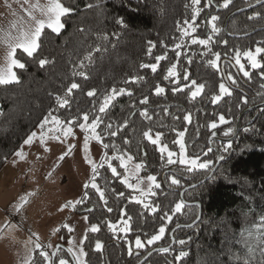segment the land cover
Returning a JSON list of instances; mask_svg holds the SVG:
<instances>
[{
	"label": "trees",
	"instance_id": "obj_1",
	"mask_svg": "<svg viewBox=\"0 0 264 264\" xmlns=\"http://www.w3.org/2000/svg\"><path fill=\"white\" fill-rule=\"evenodd\" d=\"M256 1L232 0L224 8L223 0H200L198 5L192 0H60L70 11L61 17L64 27L59 33L45 28L32 57L21 55L17 49L16 58L25 67L15 68L17 82L0 85V170L50 113L65 121L87 112L91 120L113 88L133 93L131 97H116L102 114L104 123L98 130H104L103 143L110 145L109 158L118 149L121 155H131L137 164H145L139 175L157 177L160 187H153L155 194L149 195V204L157 211L153 213L130 199L133 190L120 183L124 169L118 160L112 164L119 177H113L106 165L99 168L95 182L105 193L107 204L88 186L81 196L82 199L87 193V198L76 207L77 213L86 214L88 221L99 228L97 232H86L82 245L86 264H136L155 247L169 251H153L140 264H264V105L242 114L233 139H220L232 136L244 109L264 102V53L256 54L261 67L255 69L243 57L245 52L264 47V2L232 15L227 31L223 29L229 13ZM256 12L261 15L249 19ZM212 16L218 18L214 23L219 31L215 34ZM189 25L196 30L193 32ZM183 28H188V35H183ZM209 35L211 53L202 45L191 44L192 38ZM176 44L183 47L176 49ZM177 51L181 53L179 57ZM89 52L91 61L84 59ZM215 53L221 57L218 70L208 64ZM237 53L249 77L237 68ZM40 59L48 63L41 67ZM81 61L86 65L82 70L87 78L79 75ZM152 64L157 66L155 73L150 67H142ZM173 65L177 77L165 80ZM185 74L188 80H184ZM229 74L235 83L228 81ZM136 77L143 79L134 80ZM177 80L182 90L177 89ZM192 80L204 85L194 98L191 91L195 88L190 91ZM73 82L79 87L68 96L69 106L61 108L56 97H64ZM220 83H225L230 95L219 92ZM157 85L165 89L163 94H155ZM93 90L95 95L89 97L87 93ZM216 95L221 98L213 102ZM143 97L148 98L146 105L139 103ZM144 108L151 119L140 115ZM125 120L127 127H123ZM109 123L110 131L119 128L114 137L105 127ZM213 123L217 125L214 129ZM145 131L153 139L161 134V145L174 153L179 152L176 141L178 133L183 132L186 155L208 167L180 165L178 160L173 165L162 162L157 146L143 136ZM211 136L214 138L210 143ZM216 150L220 161L210 177L185 188L210 173L217 161ZM103 151L105 154L104 148ZM172 179L178 184H172ZM184 188L182 201L180 192ZM121 192L123 197L118 196ZM180 202L181 211H172ZM199 208L200 216L193 224ZM165 213L170 220L164 219ZM127 217L131 218L127 233L113 234L107 227V222L120 225ZM161 226L165 227L161 239L147 245L146 241L158 234ZM57 236L66 246L64 227ZM137 237L144 248H135ZM97 242L102 245L100 250L95 248ZM38 250H44V246ZM41 251L34 252L29 264H44ZM62 257L72 264L64 249L57 251L54 264Z\"/></svg>",
	"mask_w": 264,
	"mask_h": 264
},
{
	"label": "rangeland",
	"instance_id": "obj_2",
	"mask_svg": "<svg viewBox=\"0 0 264 264\" xmlns=\"http://www.w3.org/2000/svg\"><path fill=\"white\" fill-rule=\"evenodd\" d=\"M2 1L0 33H15L19 28L28 29L37 20L46 19L36 10L35 5H46L48 0H33L32 3L27 0ZM8 51L6 45L0 43V61L7 62ZM252 53L256 55L255 52ZM249 63L251 64L250 61ZM237 68L240 70L239 65ZM13 71L15 72V68ZM40 124L32 132L36 133L32 143L25 144L24 141L0 170V264H29L34 252H40L38 249L42 246L44 264H50L51 252L55 244L60 242L57 231L61 227L66 229L67 250L71 248L73 254L79 255L82 249L84 255L79 258V264H86L82 245L86 232L96 224L90 223L86 214L77 213V205H65L70 201L80 200L86 189L85 185L90 186L92 170L89 161L100 164L104 156L103 146L90 139L85 151V132L78 126H74L73 134L65 138L62 133L54 131L59 126L51 121L43 131ZM41 134L45 137L44 143L40 141ZM57 135L59 139L55 138ZM181 139L183 141V138H178ZM18 152L22 155L18 156ZM174 154L175 160L184 158L200 164L197 159L186 155L185 147L182 152L179 148V152ZM125 162L130 172L137 164L133 160L128 161L127 157ZM186 164L192 167L191 164ZM139 177L143 180L140 187L147 191V176ZM130 182L136 183V180L133 178ZM133 196L140 198L138 191L133 190ZM145 202L149 203V196ZM61 259L70 264L63 257L59 258L57 264ZM73 260L78 264L77 260Z\"/></svg>",
	"mask_w": 264,
	"mask_h": 264
},
{
	"label": "snow or ice",
	"instance_id": "obj_3",
	"mask_svg": "<svg viewBox=\"0 0 264 264\" xmlns=\"http://www.w3.org/2000/svg\"><path fill=\"white\" fill-rule=\"evenodd\" d=\"M231 2H232V0H223L221 7L227 8ZM257 2L259 3L260 0H257ZM192 3L198 5L200 3V0H192ZM35 8H36V10H38L41 13L42 16L46 17V19L37 20L35 22V27H32V28H28V29L19 28V30L15 31V33H13L12 31H9L7 33H0V43L5 44L6 47L9 49V51L7 53V67L0 66V85H5V84L17 82V76H16V73L13 71V69L14 68L23 69L25 67V64L16 58L17 49L20 50L21 55L27 54L28 57H32L33 53L36 52V50L39 47L38 42H39V39L41 37L42 31L45 28H48V29H51L52 32L59 33V31L64 27V25L61 23V17L66 15L70 11V9L64 7L59 2V0H48V3L46 5L41 6L39 4H36ZM260 15H261V13L256 12L253 14V16L249 17V19H254ZM193 19H195V17H193ZM217 19L218 18L216 16L211 17L212 33L213 34H215L219 31V29L216 27V25L214 23ZM119 22L123 23V21H119ZM187 23L188 22L185 21V24H187ZM189 28H191V30L193 32L196 30L195 27H192L191 25H189ZM181 31H182L183 35L189 34L188 28H183V29H181ZM211 42H212V36L211 35H209L207 38H204V39H197V38L191 39V44H199V45L204 46L207 49L208 53H211V48L209 47ZM224 43L226 44L227 42L225 41ZM182 47H183V45H181V44L175 45L176 49H180ZM97 51H99V49H97ZM255 53L256 54L264 53V47H257L255 49ZM176 55L179 57L181 55V53L179 51H177ZM213 55H214V59H210L208 61V64L210 67L216 68L218 70V68H219L218 62L220 61L221 57H220L219 53H215ZM244 56L248 59V61L251 62L252 68L255 69V68L261 67V65L258 63V61L256 59V55H254L251 51L245 52ZM165 58L166 57H156L157 60H161V59H165ZM84 59L91 61V52H89V54ZM190 62L191 61L189 60V63ZM46 63H48V61L46 59H40L39 60V65L41 67H43ZM235 63L240 66V71L243 72V75L245 77H249V72L244 70V66L240 62L239 53H237L235 56ZM79 67L81 69V71H79V75L87 78L86 74L82 70L84 67H86V65L84 64L83 61H81V64ZM142 67H150L151 71L153 73H155L157 70L156 64L142 65ZM175 68H176V65H173L171 68L168 69L167 75L164 77L165 80H169V78L177 77L178 74L175 71ZM183 78H184V80H188V74H185ZM142 79H143V77L134 78V80H142ZM227 79L231 83H235V80L233 79L231 74L228 75ZM126 83H127V81H126ZM78 87H79V85L77 83L73 82L67 88V91H66V94L64 97H60V96L56 97V100H57V102L61 108L65 107V106H69L68 96H70L72 94L73 90L77 89ZM176 87L178 90H182V89H180V85H179L178 80L176 81ZM262 87H264V85H262ZM191 88H195V90L191 91ZM203 88H204L203 84L197 85L196 81L192 80L191 85H190L191 96L194 98L195 96H197L198 94L201 93ZM164 92H165V89L163 87H160L159 85H157L155 87V94L160 95V94H163ZM219 92L223 95H230L231 94L229 91V88L226 87L225 83L219 84ZM125 94L130 96V97L133 95V93L131 91H129L125 88H120V89L113 88L110 93H108L104 96L103 101L101 102L98 110L95 113H93L91 120H90L89 113H87V112H84L82 115H77V116H74L71 118H66L65 121H61L58 117L52 116V114L50 113L49 117L46 118L40 124V128L43 131L45 126L48 125L49 122L51 121V123L59 126L54 131H56L58 133H62L63 137L67 138L68 136L73 134V127L78 126L82 131L85 132V137H84L85 151H87L88 141L90 139L101 143L103 148L105 149V154H104L103 158L101 159L100 164L97 165L96 163L89 161V163L91 164V170H92V177H91V181H90L91 188L95 189V191L99 194V198L106 205L107 200L105 199V193L98 187L97 183L95 182L98 178V175H99L98 169L103 168L106 165L107 169H109L111 171V174L113 177H119V173L117 172V168L113 167V164H112L113 160H118L119 161V167L123 168L124 173H125L123 178L120 179V183L122 185H125L128 189H132L134 191L139 192V197H140L139 199H137L134 196L130 197V199L134 200L138 204H143V207L145 209H150L153 213H155L157 211V207L150 206L149 203L145 202V199L149 195L155 194L153 191V186L157 189L160 187V185L158 183H156L157 177L155 175L147 176V181L149 182L147 191L142 189L140 187V185L143 183V180L139 177V173H140L141 169H143L145 167V164L143 162L135 164L134 169L131 170V172H130L128 164L125 162V156H127L128 161H131L133 159V157L131 155H127L126 153L121 155L119 153V150L117 149L116 152L109 158L107 156V149L110 147V145L103 143L104 130L101 129L100 131H98V129L100 128V125L104 123L102 114L106 113L107 109L109 108L110 105H112V102L116 99V97L121 96V95H125ZM87 95L89 97L94 96L95 90L89 91L87 93ZM220 98H221L220 95L214 96L213 102L219 100ZM243 102H245V103L247 102L246 98L244 99ZM139 103L142 105H146L148 103V98L143 97L139 101ZM140 115L146 119H151V117L148 115V109L147 108H144L143 110H141ZM188 119H189V116H187V115L184 116L185 121H187ZM220 121L224 122L223 116L220 117ZM127 123H128V121L125 120L123 127H127ZM105 127L109 130L108 135L113 136V137L116 136L117 131H119V128L117 129V131H110V129L112 128L111 123L107 124ZM216 127H217V125L215 123L211 124V128L214 129ZM229 132H231V129H229ZM227 134L228 133H225V135H227ZM178 135L182 138L184 133L180 132V133H178ZM35 136H36V133H32L25 140V144H31L33 141V138ZM143 136L145 138H147L153 145L157 146V150L160 153V159L162 162H164L166 160V163L168 165H173V164L177 163V160H175L173 158L175 154L172 151L168 150L167 145H161V134L157 133L155 139H153L152 136L150 135V133L148 131H145L143 133ZM55 138L59 139L60 137H59V135H57ZM40 141H41V143L45 142V137L43 134H41V136H40ZM124 143L127 144V143H129V141L125 140ZM176 143L179 144V147H180L181 152H182L184 147H185L182 139L176 141ZM111 147L113 149H115V145H111ZM70 149H71V146H70ZM70 149H69V151H70ZM165 154H166V158H165ZM17 155L20 156V155H22V153L18 152ZM61 159H63V157H61ZM86 159H87V157H86ZM178 163L180 165H184L186 163H189L192 165L193 168H195L197 166L201 169L208 167V164H206V163H200L197 165V162L195 160L186 161L184 158L179 159ZM133 178L136 180V183L130 182V180ZM171 183L172 184H178V180L172 179ZM85 187L87 188L88 185H85ZM118 196L123 197L124 193L121 192L118 194ZM86 198H87V193H85V197L82 198L81 200H77L74 202L70 201V202H68V204L65 205V207H75L78 204H82L84 202V199H86ZM182 207H183V202L176 203L175 207L172 211L180 212ZM108 211L111 212L112 209L108 208ZM124 214L126 216V212ZM130 219H131L130 217H127V219L123 220L120 225L114 224V223L109 221V222H107V227L109 228L110 231L113 232V234H116L118 232L127 233L128 231H130V226L128 223V220H130ZM164 219L170 220L171 217L168 213H165ZM90 230L92 232H97L99 230V228L97 225H92ZM164 233H165V227H163V226L159 227L158 234L152 235L151 238L146 241V244L152 245L155 241L160 240ZM179 243L183 244L184 241L181 240V241H179ZM101 247H102L101 243L97 242L95 245L96 250H100ZM144 247H145V244L142 243V241L139 237H137L135 239V248L141 249ZM37 248H39V246H37ZM128 251H129V254H132V248L131 247H129ZM159 251L167 253L169 251V249L163 248V249H160ZM249 251L251 252V249H249ZM68 252L70 254H73L71 248L68 249ZM41 255H44V253L42 252ZM83 255H84V253H83V250L81 249L79 252V255L73 254V258L75 260H77V262L79 264V258ZM180 255L183 256L184 253L181 252ZM261 255L264 256V251L261 252ZM45 258H47V257H45ZM59 264H66V262L63 259H61L59 261Z\"/></svg>",
	"mask_w": 264,
	"mask_h": 264
},
{
	"label": "water",
	"instance_id": "obj_4",
	"mask_svg": "<svg viewBox=\"0 0 264 264\" xmlns=\"http://www.w3.org/2000/svg\"><path fill=\"white\" fill-rule=\"evenodd\" d=\"M263 2H264V0H260L259 3L256 1V2H254V3H252V4L247 5V6H243V7H240V8H238V9H235L234 11H232L231 13H229V15H227V17H226V19H225V21H224V24H223V29H224V31H227V29H226L227 21H228V19H229L232 15H234V14L240 12V11H243V10L249 9V8H251V7H254V6H256V5H258V4H261V3H263ZM236 36H239V35H236ZM262 105H264V102L259 103V104L255 105V106L248 107V108L244 109V110L241 112V114L239 115V117L237 118L236 129H235L234 133L232 134V136H230V137H224V138H220V139H223V140H225V141H229V140L233 139V138L237 135L238 127H239V121H240V118H241L242 114L245 113V112H247V111L250 110L251 108H255L256 106H262ZM212 138H214V137L211 136V137H209V139H208V141H209L210 143H211V139H212ZM216 152H217V161H216V163H215L213 169L210 171V173H209L205 178H203V179H201L200 181H198V182H196V183H193V184H191V185H189V186H187V187H185V188L195 187L196 185L200 184L203 180H205V179H207V178L210 177V175L214 172L215 168L217 167V165L219 164V161H220V153H219L218 150H216ZM185 188L180 192V196H181L182 201H183V198H182V192L185 190ZM200 213H201V210H200V208H199L198 217H197V219L193 222V224L198 220V218H199V216H200ZM172 243H173V240H171V244H172ZM163 248H165V247H161V248H159V247H155V248L149 250V251H148V252H147V253H146V254L140 259V261H138L136 264H140L141 262H143V261L146 259V257H147L151 252H153V251H157V250H160V249H163ZM59 249H64V250H66V252L68 253V256H69L70 259H71L72 264H75V262H74V260H73V258H72V255L68 252L66 246H65L62 242H57V243L55 244L54 249H53L52 252H51L50 264H54L55 256H56L57 251H58Z\"/></svg>",
	"mask_w": 264,
	"mask_h": 264
},
{
	"label": "clouds",
	"instance_id": "obj_5",
	"mask_svg": "<svg viewBox=\"0 0 264 264\" xmlns=\"http://www.w3.org/2000/svg\"><path fill=\"white\" fill-rule=\"evenodd\" d=\"M32 27H35L34 23L32 24ZM0 66L7 67L6 61H0Z\"/></svg>",
	"mask_w": 264,
	"mask_h": 264
},
{
	"label": "crops",
	"instance_id": "obj_6",
	"mask_svg": "<svg viewBox=\"0 0 264 264\" xmlns=\"http://www.w3.org/2000/svg\"><path fill=\"white\" fill-rule=\"evenodd\" d=\"M31 1H33V0H27V2H31ZM0 2H3L4 3V1H2V0H0ZM32 3V2H31ZM32 26V25H31ZM32 28V27H31Z\"/></svg>",
	"mask_w": 264,
	"mask_h": 264
}]
</instances>
